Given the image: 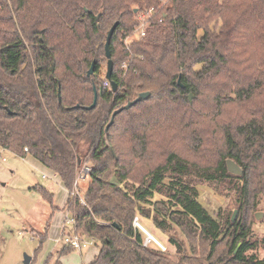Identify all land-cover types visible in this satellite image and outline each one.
I'll return each mask as SVG.
<instances>
[{
	"label": "trees",
	"instance_id": "obj_1",
	"mask_svg": "<svg viewBox=\"0 0 264 264\" xmlns=\"http://www.w3.org/2000/svg\"><path fill=\"white\" fill-rule=\"evenodd\" d=\"M207 1L0 0V148L59 177L76 221L68 230L100 243L90 264H199L180 236L203 264H264V237L251 227L252 213L264 211V0ZM151 11L146 36L126 44ZM116 23L113 92L103 64ZM142 93L151 96L125 108ZM83 167L90 183L81 200ZM198 182L227 188L238 218L211 215ZM32 190L51 214L58 209L49 189ZM136 218L165 236L177 259L144 246ZM73 250L64 246L46 264H63Z\"/></svg>",
	"mask_w": 264,
	"mask_h": 264
},
{
	"label": "rangeland",
	"instance_id": "obj_2",
	"mask_svg": "<svg viewBox=\"0 0 264 264\" xmlns=\"http://www.w3.org/2000/svg\"><path fill=\"white\" fill-rule=\"evenodd\" d=\"M209 4L210 0L207 1V6ZM220 4V0H211L212 6H220ZM221 25L222 22L219 20L212 24L217 30L220 29ZM138 27L127 38L126 44L136 38ZM199 36V41L203 42L205 32L201 31ZM107 66V63L103 64L104 76L107 73ZM163 138L165 139L163 141L166 142L167 137ZM87 148L88 146L83 143L82 155L87 153ZM176 150L190 161H194L185 144L179 143ZM86 169L88 168L83 167L80 178L78 177V185L75 187L77 191L74 193L76 199H83L86 187L90 183ZM37 186L45 187L54 194V205L58 209L53 214H51L50 205L41 194L32 190ZM197 189L200 202L211 215L216 217V213L223 209V211L231 212L232 217L237 211L235 219L238 218V206L227 188H218L215 191L210 186L198 182ZM67 198L68 192L61 180L35 158L30 155L22 158L0 148V263L24 264L25 257H31V264H46L50 255L60 252L63 249V234L68 232L69 222L72 220V216L64 209ZM81 203L85 204L83 201ZM257 213H264V211L259 208L252 213L253 223L251 227L255 236L261 238L264 237V216L261 220H257ZM48 220H51V224L46 233L47 239L40 247V239L41 236H45L44 231ZM65 226L67 227L65 228ZM148 230L169 248V255L177 259L175 249L168 245L166 237L153 228ZM87 239L89 243L86 248L73 250L63 257L62 263L88 264L92 261L88 262L90 259L94 260L100 251V243L92 238ZM180 240L187 248L186 256L190 260L198 259L199 264H203V260L198 254L191 253L188 240L184 236H180ZM259 255L262 259L264 258V249H259Z\"/></svg>",
	"mask_w": 264,
	"mask_h": 264
},
{
	"label": "built area",
	"instance_id": "obj_3",
	"mask_svg": "<svg viewBox=\"0 0 264 264\" xmlns=\"http://www.w3.org/2000/svg\"><path fill=\"white\" fill-rule=\"evenodd\" d=\"M151 13H152V11L149 12L148 14H141L139 16L140 26L138 27L136 37L144 38L146 36V28L148 26V19H149ZM104 86L106 88H109V87H111V84L109 83V81H106L104 83ZM27 150L28 149H26V151ZM86 171L89 172V168L86 169ZM79 178H80V176H79ZM77 185H78V182L76 181L75 187H77ZM69 223H70V226L76 225L75 219H72ZM135 226L138 229H140L143 232V234L145 235L144 246L149 247L150 245L154 244L163 253H169V248L162 241L157 239L147 228H145L144 225L139 220V218L135 219ZM88 243H89V240L87 238L79 235L78 233H71L69 230L66 234L63 235V245L67 246V247H71L74 250H82V249L87 247Z\"/></svg>",
	"mask_w": 264,
	"mask_h": 264
},
{
	"label": "water",
	"instance_id": "obj_4",
	"mask_svg": "<svg viewBox=\"0 0 264 264\" xmlns=\"http://www.w3.org/2000/svg\"><path fill=\"white\" fill-rule=\"evenodd\" d=\"M117 26H118V23H116L112 27V29L110 30V32L108 34V37H107L106 46H105L106 57L109 60L108 61V66H107L106 79L108 81H110L113 92H116L118 87H117L116 83L112 82V78H111L112 74H113V71H114V63H113V60H112V57H111L110 44H111V41H112V38H113V35H114V32H115ZM94 66H95V63H93V65H92V67H91V69L89 71V75H92L94 73ZM150 96H151L150 93H142V94L139 95V97L135 101L129 103L125 108L126 109H130L136 103H138L140 101H143V100H147ZM192 98H193V96L190 95L189 96L190 101H192ZM96 105H97V94L95 96V101H94L93 105L91 107H89L88 109L91 110V109L95 108ZM122 111H123V109H120V110H118V111H116L114 113L110 125L114 122L115 116L117 114L121 113ZM227 167H228V171L230 173L234 174V175L241 176L243 174L242 168L238 164H236L234 161H232V160H228L227 161ZM236 215H237V211L235 212V215L233 216V220H235ZM263 216H264V213H257L256 214V219L257 220H261L263 218ZM31 261H32L31 257H25L24 264H31Z\"/></svg>",
	"mask_w": 264,
	"mask_h": 264
},
{
	"label": "crops",
	"instance_id": "obj_5",
	"mask_svg": "<svg viewBox=\"0 0 264 264\" xmlns=\"http://www.w3.org/2000/svg\"><path fill=\"white\" fill-rule=\"evenodd\" d=\"M54 175H55V177H58L55 173H54ZM59 178V177H58ZM69 213V212H68ZM48 222V221H47ZM67 226H65V228H66ZM46 228H47V224H46V227H45V231H46ZM50 228V227H49ZM48 228V229H49ZM44 231V232H45ZM63 233H64V231H63ZM36 235V234H35ZM64 235V234H63ZM64 246V245H63ZM63 246H62V248H63ZM98 254H99V252H98ZM98 254L95 256V258H94V260L96 259V257L98 256ZM92 260V261H91ZM93 259H90L88 262H90V263H92L93 261H94ZM32 262V261H31ZM90 263H88V264H90ZM1 264V263H0Z\"/></svg>",
	"mask_w": 264,
	"mask_h": 264
}]
</instances>
